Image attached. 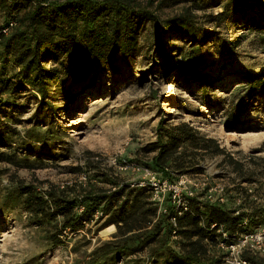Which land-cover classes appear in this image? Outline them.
I'll list each match as a JSON object with an SVG mask.
<instances>
[{
  "label": "trees",
  "instance_id": "1",
  "mask_svg": "<svg viewBox=\"0 0 264 264\" xmlns=\"http://www.w3.org/2000/svg\"><path fill=\"white\" fill-rule=\"evenodd\" d=\"M203 2L0 0V27L15 21L0 39V112L19 109L20 97L31 91L40 97L36 119L46 120L45 113L62 108L55 103L58 97L65 96L62 100L65 107L79 91L94 87L104 73L116 72L119 64H128L141 48L140 30L146 23L159 31V55L164 38L175 36L188 40V47L180 48L161 70L164 74L172 70L205 93L211 85L204 79L207 59L200 45L211 35L205 31L203 22L218 25L239 13L250 27L264 31L263 21L258 17L260 12L264 13V0H226L221 11L208 13L201 21L196 10L205 7ZM261 39L264 40V35ZM260 77L245 76L251 83L263 84L264 73ZM257 87L264 85L235 87L236 91L247 88L248 92L242 97L241 105L227 116L229 125L239 122L240 113L247 108ZM3 108L6 111H1ZM38 123L22 133L8 119H0V147L9 148L0 150V161L34 167L29 161L30 152H36L31 161L37 162L45 144L60 140L63 134L51 125L41 128ZM18 149L24 150V155L18 156ZM143 149L156 151L146 166L163 171L169 178L202 170L200 161L206 156L225 154L228 163L236 168L242 166L225 153L214 137L202 134L186 121L166 125L161 119L156 140ZM91 163L88 161L86 167L95 169L96 165ZM75 169L82 171L81 166ZM93 176H101L110 186L99 185L96 178L88 176L84 183L55 184L36 175L26 180L15 172L10 173L8 178L14 186L0 194V210L23 209L28 222L40 227L53 246L63 245L66 233L83 230L89 224L97 229L115 224L113 238L96 245L86 264H115L121 258L149 251L150 245L154 255L166 257L167 264H226L224 253L217 247L218 234L209 228L210 223L223 224L230 234H240L254 230L264 218V206L252 201L242 185L244 180L256 183L251 176L228 188L227 204L208 202L199 193L188 198V209L180 214L170 202L165 203L167 212L158 213L148 186H131L112 168L109 173L97 172ZM260 186L257 190L264 192V181ZM239 194L242 202L235 207L233 199ZM244 219L246 225H242ZM171 239L177 242L176 247L169 243ZM241 255L248 264H264V254L245 249Z\"/></svg>",
  "mask_w": 264,
  "mask_h": 264
},
{
  "label": "rangeland",
  "instance_id": "2",
  "mask_svg": "<svg viewBox=\"0 0 264 264\" xmlns=\"http://www.w3.org/2000/svg\"><path fill=\"white\" fill-rule=\"evenodd\" d=\"M225 2L204 0L205 7L196 10L198 19L204 21L208 13L221 11ZM258 17L264 25L263 11ZM203 23L205 31L211 35L200 45L207 59L203 67L204 79L211 85L205 93L200 86L188 83L172 70L167 74L161 70L180 48L188 47V40L175 36L164 38L159 55V31L153 24L146 23L140 30L141 48L128 64H119L116 72L104 73L94 87L79 91L73 102L65 107L62 105L65 96L58 97L55 103L62 108L45 113L46 120L36 119L40 97L31 91L20 97L22 106L19 109L0 112V119H8L10 125L22 133L38 122L41 128L51 125L63 133L60 140L45 144L37 162L31 161L36 152H30L29 161L34 167L0 161V194L5 188L14 186L8 178L13 172L26 180L36 175L55 184L80 182L79 177L84 174L96 178L99 185L109 187L110 183L93 174L109 173L112 168L130 183L136 174L119 172L110 159L116 157L146 166L156 151L143 148L156 140L157 124L161 119L166 125L188 122L202 134L214 137L225 153L242 163L236 168L226 161L225 154L206 156L200 161L202 170L189 174L222 180L229 189L251 176L255 185L262 188L264 87L256 88V94L240 113L238 123L229 125L226 121L248 92L247 88L236 91L237 85H264L245 78L254 74L260 79L264 73V40L261 39L264 31L250 27L239 13L218 25ZM6 146L0 150H9ZM23 151L18 149L17 155H24ZM88 161H93L95 169L86 167ZM76 166H81L82 171L76 170ZM111 224L115 228L108 234L100 233L103 227L97 229L96 225L89 224L83 230L66 233L63 245L53 246L40 227L28 222L23 209L0 210V264H86L88 254L96 245L113 238L116 226ZM169 243L177 246L174 239ZM151 247L149 251L121 258L115 264H167L166 257H157Z\"/></svg>",
  "mask_w": 264,
  "mask_h": 264
},
{
  "label": "built area",
  "instance_id": "3",
  "mask_svg": "<svg viewBox=\"0 0 264 264\" xmlns=\"http://www.w3.org/2000/svg\"><path fill=\"white\" fill-rule=\"evenodd\" d=\"M15 25V21H9L5 26L0 27V39L9 29ZM110 163L114 165L119 172L135 173L136 178L129 183L131 186H148L150 189L151 200L158 206V213L167 212L166 202L175 206L177 213L188 209V198L194 197L199 193L203 198L212 203L227 204L230 199V192L227 185L222 180H216L208 175L194 176L189 173H182L175 178L165 176L163 171L153 170L148 166H142L135 162H129L126 159H117L113 157ZM87 176L81 174L80 182H86ZM256 183L243 182L244 191L249 198L264 206V192L257 190ZM242 202V195L239 194L233 199L235 207ZM100 214V212H97ZM171 221L175 224V216ZM247 224V219L242 221V225ZM209 228L214 229L217 236V247L224 253V262L226 264H248L242 257L245 249L264 254V218L252 231L240 234H230L223 224L216 222L210 223Z\"/></svg>",
  "mask_w": 264,
  "mask_h": 264
},
{
  "label": "bare ground",
  "instance_id": "4",
  "mask_svg": "<svg viewBox=\"0 0 264 264\" xmlns=\"http://www.w3.org/2000/svg\"><path fill=\"white\" fill-rule=\"evenodd\" d=\"M231 134H234V133H231ZM114 225H112V224H109V225H107V226H105V227H103L101 230H100V233L101 234H108V233H110V232H112L113 230H114Z\"/></svg>",
  "mask_w": 264,
  "mask_h": 264
}]
</instances>
